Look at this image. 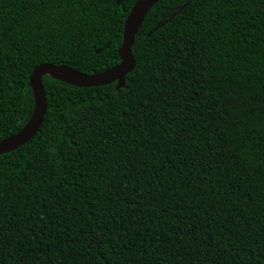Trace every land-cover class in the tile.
Masks as SVG:
<instances>
[{"label": "trees", "instance_id": "16d2710c", "mask_svg": "<svg viewBox=\"0 0 264 264\" xmlns=\"http://www.w3.org/2000/svg\"><path fill=\"white\" fill-rule=\"evenodd\" d=\"M136 0H0V140L40 63L120 62ZM118 82L42 77L0 155V264H264V0H159Z\"/></svg>", "mask_w": 264, "mask_h": 264}, {"label": "water", "instance_id": "95a60500", "mask_svg": "<svg viewBox=\"0 0 264 264\" xmlns=\"http://www.w3.org/2000/svg\"><path fill=\"white\" fill-rule=\"evenodd\" d=\"M159 0H136L123 24L122 41L118 49L120 62L98 73L86 74L64 65L40 63L29 75V85L34 97V109L29 120L16 133L0 140V155L22 146L38 132L47 110V102L42 86V77L51 76L57 80L79 87H97L117 81L118 87L125 86V76L135 66L131 53L134 37L147 12ZM119 4L120 0H116Z\"/></svg>", "mask_w": 264, "mask_h": 264}]
</instances>
